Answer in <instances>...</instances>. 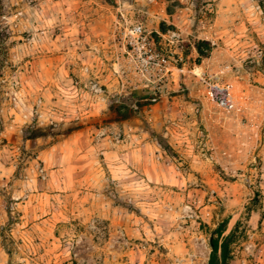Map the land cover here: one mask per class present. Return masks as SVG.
<instances>
[{
  "label": "rangeland",
  "instance_id": "rangeland-1",
  "mask_svg": "<svg viewBox=\"0 0 264 264\" xmlns=\"http://www.w3.org/2000/svg\"><path fill=\"white\" fill-rule=\"evenodd\" d=\"M227 217L264 264V0H0V264H207Z\"/></svg>",
  "mask_w": 264,
  "mask_h": 264
},
{
  "label": "trees",
  "instance_id": "trees-1",
  "mask_svg": "<svg viewBox=\"0 0 264 264\" xmlns=\"http://www.w3.org/2000/svg\"><path fill=\"white\" fill-rule=\"evenodd\" d=\"M198 52L202 55L200 49H198ZM158 144L163 150L171 151L162 142H158ZM229 220V217L225 218L217 224L216 228L211 232L208 240L210 254L207 264H229L232 259L233 251L231 247L239 241V237L237 236L239 222L235 223L232 229L227 233Z\"/></svg>",
  "mask_w": 264,
  "mask_h": 264
},
{
  "label": "built area",
  "instance_id": "built-area-1",
  "mask_svg": "<svg viewBox=\"0 0 264 264\" xmlns=\"http://www.w3.org/2000/svg\"><path fill=\"white\" fill-rule=\"evenodd\" d=\"M207 88V96L211 103L225 111H233L236 108V103L229 87L211 83L207 84Z\"/></svg>",
  "mask_w": 264,
  "mask_h": 264
}]
</instances>
